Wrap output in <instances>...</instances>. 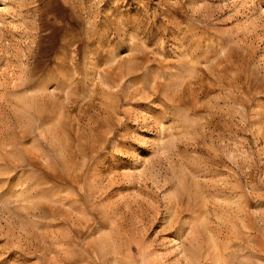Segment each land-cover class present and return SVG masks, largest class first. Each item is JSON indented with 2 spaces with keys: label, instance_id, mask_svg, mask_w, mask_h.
Masks as SVG:
<instances>
[{
  "label": "rangeland",
  "instance_id": "rangeland-1",
  "mask_svg": "<svg viewBox=\"0 0 264 264\" xmlns=\"http://www.w3.org/2000/svg\"><path fill=\"white\" fill-rule=\"evenodd\" d=\"M0 264H264V0H0Z\"/></svg>",
  "mask_w": 264,
  "mask_h": 264
}]
</instances>
